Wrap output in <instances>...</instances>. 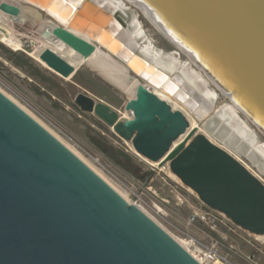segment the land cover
I'll use <instances>...</instances> for the list:
<instances>
[{
    "label": "water",
    "instance_id": "95a60500",
    "mask_svg": "<svg viewBox=\"0 0 264 264\" xmlns=\"http://www.w3.org/2000/svg\"><path fill=\"white\" fill-rule=\"evenodd\" d=\"M124 1L140 4L142 13L237 113L264 134V0ZM18 3L0 0V12L14 18L27 12L41 17L44 12L57 23L54 37L84 59L99 47L123 65L130 80L138 77L155 88L168 81L126 49L114 17L93 1ZM38 59L62 78L76 72L50 48L41 49ZM144 75L158 78L160 85ZM128 94L129 118L85 93L74 100L80 110L131 142L136 153L168 164L207 207L240 229L264 236V183L190 128L182 111L138 79L134 96ZM0 264L201 263L0 91Z\"/></svg>",
    "mask_w": 264,
    "mask_h": 264
},
{
    "label": "rangeland",
    "instance_id": "374dc122",
    "mask_svg": "<svg viewBox=\"0 0 264 264\" xmlns=\"http://www.w3.org/2000/svg\"><path fill=\"white\" fill-rule=\"evenodd\" d=\"M7 1L19 4V0ZM133 9L154 47L164 53L177 51L140 9ZM40 13L42 21L57 24L44 12ZM39 25L30 12L22 13L18 18L0 12V27L7 30L15 41V45H7L0 40V91L177 241L187 244L186 241L195 239L217 252L228 264H264V237L240 229L222 213L207 207L193 190L170 172L168 164L159 165L145 159L135 152L131 142L115 135L94 114L80 110L74 99L77 94L85 93L97 102L110 105L120 117L129 118L131 112L126 105L130 97L71 48L52 39ZM43 48H51L72 64L76 69L75 74L62 78L49 70L38 59ZM178 57L186 62L187 67L201 73L182 52L179 51ZM113 59L121 64L116 58ZM129 74L133 76L131 72ZM135 79L150 87L160 98L165 97L158 88L153 89L141 78ZM205 82L209 89L217 92V97L201 120L181 102L173 98L170 100L178 105L176 109L190 117L198 132L230 153L264 183V170L257 164L259 161L250 160L248 152H240L204 129L205 123L219 108L230 104L228 98L217 91L209 80ZM237 114L240 121L246 122L256 133L257 143H264V134L241 113Z\"/></svg>",
    "mask_w": 264,
    "mask_h": 264
},
{
    "label": "bare ground",
    "instance_id": "6f19581e",
    "mask_svg": "<svg viewBox=\"0 0 264 264\" xmlns=\"http://www.w3.org/2000/svg\"><path fill=\"white\" fill-rule=\"evenodd\" d=\"M68 1L73 3L77 0ZM91 1L99 6L104 7L114 17L118 28H121L119 39L121 42H123L127 50H131L139 59L145 61L147 64L167 76L168 81L158 88L164 93L165 97H162L163 100H166L168 103H170L174 109H176L177 104L172 102L170 98H173L177 102H181L183 106H185L200 120L201 118L205 117L206 114H208L207 112L210 111L214 99L217 97V92L215 90L209 89L206 86L207 81L205 82L206 78L203 73L201 74L196 72L193 68L187 67L186 62H182L180 60L178 55L179 51L181 52V50L176 48L177 51L164 53L162 50L152 45L150 42L151 40L149 41L147 38L148 35L146 36V33L137 18L135 10L133 9L134 7L140 9L143 12V8L140 6V4L129 1V3H127L129 6L127 7V4L124 0ZM34 17L37 22L39 21V27L42 31L47 33L55 41H59L54 37V22L42 21L41 17L37 15H34ZM146 18H148V16H146ZM148 20L158 29L152 20L149 18ZM70 31L88 40L87 37L79 34L78 32L73 30ZM165 38L171 42L167 36H165ZM0 40L7 45H15V41L13 40L12 36L7 30L1 27ZM59 42L62 43L61 41ZM62 44L65 45L64 43ZM81 58L85 60V62L91 67L101 72V74H103L112 83L117 85L120 89L130 93L131 96H134L136 79L132 78V80H130L123 65L115 62L111 56L106 54L99 47H97L96 51L88 59H84L83 57ZM187 60L191 62L189 58ZM144 77H146L151 82L160 85L158 78L147 75H144ZM154 88L155 87H153V89ZM184 114L190 123V128H194L195 126L192 124L190 117L186 113ZM211 115H213V113ZM204 126V129L210 131L211 135H215L218 139L224 140L225 143L236 147L238 150L241 149L243 152H248V155L250 156L248 158H253L256 161H259L257 164L261 170H264V143H257L256 133L248 126L246 122L240 121L234 105L225 104L219 108ZM178 242L186 248V244L180 241Z\"/></svg>",
    "mask_w": 264,
    "mask_h": 264
},
{
    "label": "built area",
    "instance_id": "2783aa9c",
    "mask_svg": "<svg viewBox=\"0 0 264 264\" xmlns=\"http://www.w3.org/2000/svg\"><path fill=\"white\" fill-rule=\"evenodd\" d=\"M192 218L194 219V215L192 216ZM186 242V248L185 246L184 248L188 250V252L201 264H228V262L220 257L217 252L209 249L201 242L195 239H190ZM190 248H193V250H190Z\"/></svg>",
    "mask_w": 264,
    "mask_h": 264
}]
</instances>
